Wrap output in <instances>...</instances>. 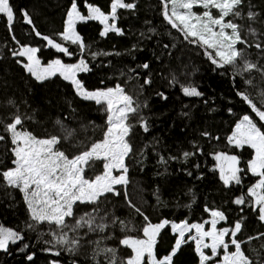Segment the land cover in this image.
Segmentation results:
<instances>
[{"label": "trees", "instance_id": "1", "mask_svg": "<svg viewBox=\"0 0 264 264\" xmlns=\"http://www.w3.org/2000/svg\"><path fill=\"white\" fill-rule=\"evenodd\" d=\"M52 1L39 0L40 14L45 22L51 19L49 25L55 24L54 31L57 32L64 0H57L56 10H51ZM89 1L93 6L97 3L109 5L110 2V0ZM77 2L80 8L84 6L81 0ZM124 2L135 5L133 9L117 10V18L120 17L119 25L127 28L128 31L126 35L122 34L109 42L108 53L100 61L103 78H99L98 83L101 81L100 87L104 88H113L117 85L124 88L132 97L134 105H139L137 117L132 121L134 123L144 121L149 124V129L146 133L139 130L134 132V152L129 153L125 158L128 187L133 189L129 200L135 207H126L124 200L120 202L118 197L110 199L108 196L103 200L119 206L118 215H122L121 217L128 222L135 220L133 224L135 228L163 219L200 222L199 216L206 215L205 207L213 205L220 206L227 219L238 214L244 215L242 221L236 220L242 225L236 237L242 242V251L251 264H264V235H261L264 234V227L261 228L264 222L257 218L255 212L249 211L251 206L246 209L244 205L238 207L231 203L233 197L243 196L244 203L250 204L247 189L252 177L245 168H242L243 171L239 173L241 183L230 182L225 185L220 179L213 158L216 152L227 154L231 152L227 143L228 132L245 109L244 100L238 93L248 92L253 96V89L264 87V82H259L255 77L257 73L254 69L242 75H234L230 66L220 68L213 64L205 54L204 47L185 40L179 31L163 21L161 0H124ZM259 6L260 12L253 19V26L259 33L251 37L259 40L261 48H250L248 57L257 68L264 61L262 58L264 0H260ZM100 8L106 11L104 7ZM251 22L252 20L248 19L246 26H252ZM47 32L54 34L40 30L41 35L35 34V36L44 40L42 37L46 36L44 33ZM136 34L139 35V40L135 44L133 36ZM0 35L3 38L7 36L1 28ZM56 35L53 36V40L69 48L68 43L56 38ZM185 41L189 45H185ZM89 43L95 57L96 48L107 43V40L93 42L89 39ZM130 46L133 47L132 50H129ZM3 60L0 57V65ZM93 68L95 70V67ZM2 69L0 68V73H3ZM182 72L190 79L189 86L195 87L202 95L190 97L178 90L176 83L181 81ZM93 73L91 72L87 78ZM4 74L7 75L6 72ZM14 75L16 78L22 76L21 69H16L12 78L5 80L4 84L0 83L4 91L6 88L13 90L10 94H8L10 91L6 92L11 102L24 104L29 101L31 104H37V97L30 96L28 86L12 87L11 83L15 81ZM249 80L250 84L246 82ZM26 84L35 88L29 80ZM246 87L250 89L247 91ZM64 91L62 95H52L41 102L45 111L44 123L40 125L42 132L40 137L44 136L51 127H56L57 132L67 128L72 133L70 146H76L75 149L99 139L107 126L106 105H98L94 101L87 100L85 102L91 108H86L85 115H76L78 109L75 108L70 114L73 123L67 121L65 113L59 115L60 123H57L54 113L66 110L72 96L69 89ZM4 98L0 90V104ZM79 103L81 107L84 106ZM6 111L7 109L3 110L4 113ZM239 149L242 156H248L250 153L246 145ZM185 152L190 155L185 157ZM3 154V148L0 146V161ZM8 157L9 155L7 159ZM11 205L13 211L21 214L25 219L18 199L12 198ZM136 208H139L143 215H139ZM144 216L148 217L147 221L144 220ZM125 232L128 233V230ZM175 237L168 226L164 227L159 234L158 253L168 254L172 250ZM0 256L3 257L0 264L41 263V259L35 255H31V260L28 259V255L15 257L2 253ZM196 259L194 245L187 242L173 256L172 263L196 264ZM81 264L84 263L81 261Z\"/></svg>", "mask_w": 264, "mask_h": 264}, {"label": "snow or ice", "instance_id": "2", "mask_svg": "<svg viewBox=\"0 0 264 264\" xmlns=\"http://www.w3.org/2000/svg\"><path fill=\"white\" fill-rule=\"evenodd\" d=\"M242 2L243 0H161L162 15L164 20L173 29L179 31L185 40L204 47L205 54L213 64L220 68L231 66L233 74L240 75L257 69V65L245 59L244 52L236 47L237 44H247L241 37V26L233 20L226 19L229 16L234 18L241 16V12L237 9ZM85 5L88 12L86 16L78 10L76 0H72L64 21L63 31L58 34L66 42L79 44L81 51L85 45L76 31L78 22L98 20L104 25V30L100 32L101 36H105L109 32L122 34L115 23L117 10L135 7L133 3H125L124 0H112L111 15L109 16L99 7L87 4V0H85ZM195 7L202 8V13L198 14L193 11ZM213 10H216L215 14ZM0 14L6 17L7 26L11 32L14 23V10L10 6V0H0ZM247 16L248 19L253 20L256 14L249 11ZM23 17L26 23H32L27 12L23 13ZM110 19L111 23H109ZM33 31L36 30L33 28ZM250 31L255 35L254 30L250 29ZM36 35L40 36L41 34L36 32ZM42 38L58 52L72 55L68 48L53 39L47 36ZM13 39H15L14 36ZM255 47L261 48V44L258 43ZM36 52V48L23 46L18 53L14 52L13 55L26 57L28 62L24 64V68L38 81L59 73L65 80L71 82L77 95L85 100L94 101L98 105H106L107 127L101 140L93 142L84 151L69 158L65 152L56 148V145L60 143V137L53 135L48 138H37L31 132L19 130L18 126L22 124V118L16 115L12 122L4 125L5 131L10 134L11 143L14 145L12 148V154L15 157L12 161L14 167L0 170V179L23 194L30 218L35 224L47 223L50 226H55L49 232L53 241L45 243H53V247L55 245L67 246L69 252H75L80 246V241L84 239V236L80 235V229L87 228V233H103L108 225L103 222L105 217H99L100 222H97L98 217L93 213H98L99 209H93L92 212H85L76 217L74 206L77 203L98 204L99 198L107 193L119 194L115 193L114 185L128 184L126 176L128 169L124 161L132 148L126 139L131 125L126 121L130 114L137 113L139 105L133 106L132 97L126 94L120 85L115 88L95 91L86 90L81 81L76 78L77 72L88 70L84 60L81 59L78 64L66 65L57 59L46 67H41L39 59L36 58ZM238 60L241 61L240 64L237 63ZM257 70L264 75V70ZM246 82L251 83L250 80ZM182 90L186 96L202 95L192 86H185ZM238 95H241L247 102L258 121L264 124V107L257 106L243 93H238ZM261 105H264V92L261 93ZM143 126L147 131V126ZM3 139L4 137L0 136V140ZM227 143L238 148L247 145L254 149V155L247 163V171L259 179L248 188V196L253 198L254 211L258 206V219L264 222V191H261L264 190V131L258 126L257 121L246 114L235 124L231 135L227 137ZM189 155L190 153H184L185 157ZM213 158L216 161L220 179L225 185L230 182L241 183L239 173L243 170L238 167L240 160L236 155L216 152ZM100 160L104 161L103 174L95 176L94 179L86 178L85 169L90 167L94 161ZM113 170H122V172L116 176L113 175ZM244 202L243 196L235 201L238 205ZM129 205L135 207L131 202ZM136 211L143 215L139 208H136ZM205 211L210 212L211 219L203 223L189 224L184 221L180 224H171L172 231L178 232L179 238L176 240L171 254L162 259L157 258L155 247L161 230L169 224L168 220L156 224L146 223L141 229L142 238L128 235L121 238L120 245L131 250V255L126 259H118L117 249L114 247L100 248L99 240L89 241L97 246L93 253V259L96 256L105 255L108 264H145V258H147L146 264H172V257L181 244L186 242L185 234L194 229L195 235H189L188 239L195 241V251L199 255L200 264H206L207 261L217 257L218 249L221 248L223 256L217 261V264H251L249 258L242 251V242L235 238L241 230V222L237 221L234 228L218 229L217 223L225 220L224 214L217 210H209L207 207ZM68 218H72L74 222L69 223ZM144 220L147 221L148 217L144 216ZM112 223L115 224L116 221L113 220ZM35 224H27L26 227L35 230ZM205 224H210L211 227L205 230ZM121 225V231L128 230L127 225H124L123 222ZM69 232L73 233V236L70 237ZM87 233L84 235L86 236ZM229 234L232 237L231 245L234 246V251H229V243L225 241V237ZM105 238L111 239V237ZM205 238H208L210 243H206ZM22 239L23 236L19 232L0 226V250L6 251L9 244H16ZM24 247H28V245H24ZM203 249H210L211 255H205ZM46 250L51 251V249ZM54 254L59 255V252ZM28 259L31 260L32 256H29Z\"/></svg>", "mask_w": 264, "mask_h": 264}, {"label": "rangeland", "instance_id": "3", "mask_svg": "<svg viewBox=\"0 0 264 264\" xmlns=\"http://www.w3.org/2000/svg\"><path fill=\"white\" fill-rule=\"evenodd\" d=\"M111 2L112 0H110L109 5H107L106 3L103 5H100L97 3V4H94V6H97L99 8L104 7L107 12L104 9L100 8L101 11H103L106 15L110 16L111 15ZM259 2L260 0H243L242 4L237 9L238 11L241 12V16L238 18H234L232 16H229L226 18V19L233 20L235 23L241 26L240 28L241 37L243 40L247 42V44H237L236 47L238 50H242L244 52V57L248 61H250L248 59L250 48L256 49L257 47H255V45L259 43V40L253 39L251 37V36L254 37V35L250 31V29L254 30L255 34H258L259 32L255 28V26H253L254 25L253 20L251 22L252 26L248 27L245 24L248 22L247 14L249 11L255 13L256 15L259 14L260 12ZM81 3L82 5H85V0H81ZM71 4H72V0H64L62 12L60 13L62 14V18L59 20L57 32L54 31L55 24L52 26L49 25V22L51 20L50 18L46 22L45 20L42 19V16L40 14L39 0H10V6L14 10V16L17 15L23 18L22 22L13 23L11 32H9L6 17L0 14V28L7 34V36L4 38L0 37V48L1 47L6 48L7 44H9V42L11 41L14 42L15 44V45L11 44L7 47L8 57L5 60H3V62L0 65V68H3L2 69L3 73H0V83L4 84L5 80L12 78V74L15 72L16 69H21L22 76H20L19 78H16V76L14 75L15 81L14 83H11L12 87L16 88L18 86H28L30 88L29 90L30 96L37 97V104H31L29 101H26L24 104H21V103L17 104L16 102H11V98L8 95L12 93L13 90H11V88H6L4 91L0 87V90L2 91V96L5 97L3 102L0 104V136L4 137L3 140H0V146L3 148V151H4V154L0 161V170H7L8 168L14 167V165L12 164V161L15 159V157L12 154V148L14 147V145H12L10 134L5 131L4 125L12 122L13 117L16 115H19L22 118V124L18 126L19 130H26L28 132H31L37 138H48L53 135L60 137V143L56 145V148L65 152V154L70 157H73L79 154L80 152L84 151L87 147H89L93 142H95L93 141L87 145H84V146H81L75 149L76 146H70L72 133H71V130H68L67 128L62 131L59 130L57 132L56 127H51L45 132L44 136L40 137V135L42 134V132L40 131V125L44 123L43 113L45 111L43 110L41 102L43 101L44 98L50 97L54 93L66 87L69 89V92L72 94V96H70V100L68 102L66 110L60 111L58 113H54L53 116L56 122L59 120V115L61 113H65L67 121L69 123H73L74 120L73 118H71L70 114L75 108L78 109V111L75 113L76 115H85L86 108H91V107L88 103L85 102L87 100L83 99L80 95H77V92L74 86L71 84V82L68 80H65L59 73H57L55 76H51L42 81H38L24 68V64L28 62L26 57L13 55L17 47L19 50L23 46L32 47V48L37 49L36 58L39 59L40 61L42 53L48 50V45L42 42L41 40L30 38L29 34H36V32H39L40 30H46L51 33H60L59 29L60 27L64 26V21L67 18V12L70 9ZM78 4L79 3L77 2V5ZM87 4H92V3L91 1L87 0ZM52 5L53 6L51 7V10L58 9L57 0H53ZM78 8H80V6H78ZM194 10L195 8L193 9V11ZM79 11L81 12L82 15L86 16L88 14L87 8H86L85 13L81 10ZM24 12H27L29 17L32 18L31 24H28L24 21V17H23ZM196 13L199 14V13H202V11H199ZM111 22L112 21L110 19L109 23ZM119 22H120V17L116 19L115 23L117 27L121 30L122 34L126 35L128 29L119 25ZM77 24H80L79 28L81 29L85 37L88 39H91L93 42L107 40V43H103L102 45L96 48L95 58H94V67H95L94 73L81 83L83 84L84 88L88 91H95L98 89H107L104 87H100L101 81L98 83L99 78L101 79L103 78V74L101 72L100 61L105 56V54L108 53L107 48L109 46V42L119 38V36L122 34H117L115 32H109L107 35L101 36L100 32L104 30V25L101 24L98 20H88L85 22H78ZM33 28L36 31H33ZM62 31L63 29L61 30V32ZM13 36L15 37V39H13ZM138 40H139V35L137 34L134 35L133 42L136 44ZM67 43H70V41H67ZM238 46H240V48ZM132 49L133 47L130 46L129 50H132ZM128 51L126 52L127 57L129 56ZM208 51L211 52L212 50H208ZM60 55L61 56L57 57V59H59L63 64H66V65L73 64L71 63L73 54L69 56V55H65L64 53L60 52ZM50 57L54 58L52 56ZM262 58H264V55H262ZM237 63L240 64L241 61L238 60ZM85 64L87 65V68L89 69V64L88 63H85ZM47 65L48 64H40L41 67H46ZM229 68L233 71L232 67H229ZM257 69L264 70V61H263V64L260 65L259 68ZM257 69H254V71H256L257 73L255 77L259 80V82H264V75H262V72L258 71ZM4 72H6L8 76L5 75ZM182 73H183V77L181 78V81L178 85V90L181 93H183V90H182L183 87L190 85V79L185 75L184 72ZM28 80L32 84L35 85V88H31L29 84H26ZM245 89L248 91V89L250 88L246 87ZM6 92H9V93L7 94ZM262 92H264V87L254 88L252 91V94L254 97L251 96L248 92H245L243 94L247 95L253 101V103L257 104V106L264 107V105H261V93ZM79 102H81L84 106L81 107V104ZM244 105H245V109L235 120L232 128L228 132V136L231 135L235 127V124L242 118L243 115L247 114L251 118H253L255 121H258V118L255 117V114L251 111V108L249 107L246 101H244ZM35 106L36 108H34ZM133 106L135 107L134 103H133ZM4 109H7L5 113L3 112ZM136 117H137V113L130 114L129 119L126 121L127 124L131 125L130 130L137 123V121H135V123L134 121H132L136 119ZM258 123H259L258 126L261 127V130L264 131V124L260 123L259 121ZM58 133H60V135ZM64 139H66L65 143H63ZM229 146L231 148V152L229 155H236L240 160V164L238 165V167H240L241 169L245 168L247 170V163L253 157L254 149L249 147L250 149L249 155L242 156V154L240 153V149L238 147L234 145H229ZM7 155H9L8 159H7ZM103 163L104 161L102 160L94 161L90 167H87L85 169V173H84L85 177L88 179H94L95 176L100 174V167L104 171ZM121 172L122 170H113V175L119 176ZM248 173L252 177L249 183V187H251L259 178L253 176L250 172ZM128 184H129V180H128ZM128 184L118 185V186L114 185L115 193H119V194H116V197L119 198L120 202L124 200L126 207L130 206L129 202H131V200H129V197L133 193V189L128 187ZM261 191H264V190H261ZM247 193H248V189H247ZM12 198L18 199V202L22 207V212H23L25 219L21 216V214L13 211L12 205H11ZM104 198H106L105 195L100 197L98 204L77 203L74 206L76 217H79L85 212H92L93 209H99L98 213H93V214L97 215L98 217L97 222H100L99 217H105L103 222H105L108 225V227L105 229L103 233H99V232L87 233V228L80 229V235L84 236V239L80 241V246L75 252H69L67 250V246L62 247L60 245H55V247H53V243H45L46 241H53V237L52 235L49 234V232L50 230L54 229L55 226L54 225L50 226L47 223L35 224V222L32 221L30 218V213L28 212L27 205L23 199V194L18 189L8 186L5 182H3L2 179H0V226L11 228L19 232L23 236V239L21 241H18L16 244H9L8 249L6 251L0 250V254L6 253L9 255H14L15 257L21 256V255H24V256L28 255L29 257L31 255H35L41 259V263H38V264H53V262H55V264H81V261L84 264H97V262H99V264H108V260L105 255H99V256H96L95 259H93V253H94V250H96L97 246L96 244L90 243L89 241L99 240L100 248L114 247L117 249L118 259H126L129 255H131V250L128 249L127 247L121 246L119 241L125 235L133 236V237L139 236L142 238L143 237V234L141 231L142 227L135 228V225H133L135 223V220L131 222L124 220L121 217L122 215H118L117 213L119 206L105 202L103 200ZM238 198L240 197L238 196L233 197L231 200V203L238 207L244 205L246 209L249 208V206H251V209L249 211L255 212L258 218V215H259L258 206H256L257 210L254 211L253 210V198L249 197L250 204L243 203L239 205L235 203V201ZM207 208L209 210L220 211L224 214L221 207L218 205H213L209 207L207 206ZM224 216H225V220L219 221L217 223L218 229L234 228L236 220L242 221L244 217V215L238 214V216H235L231 219H227L225 214ZM106 218H109L111 222L115 220L116 223L114 224V226L109 224L106 221ZM210 219H211L210 212H206L205 216H199L200 222H191V223L187 222V223L189 224L203 223L204 221H207ZM163 220H168V219H163ZM161 221L156 222V223H160ZM168 221H169V224L166 226H168L171 232L175 234L176 236L174 244L172 245L174 248L175 242L179 238V233L178 232L174 233L172 231L171 224L172 223L180 224L181 222H184L185 220L175 221L173 219H170ZM68 222L73 223L74 220L72 218H68ZM121 222H123L124 225H127L128 233H126L125 231H121V227H122ZM156 223H152V224H156ZM27 224H35V230H31L27 228L26 227ZM210 227H211L210 224H205V230H208ZM85 233H87L86 236L84 235ZM189 235H195V230L193 229L191 230L190 233H186L184 240L185 239L190 240L188 239ZM69 236L70 237L73 236V233L69 232ZM105 237H111V239H106ZM235 238L239 240V238L237 237ZM231 239L232 237L230 234L225 237V241L229 243V251H234L235 249H234V246L231 245ZM158 241H159V236L157 237V245L155 247V253L158 259H162L164 256L171 254V251L168 254L158 253V247L160 246V242ZM205 242L210 243V240L208 238H205ZM24 245H28V247H24ZM46 249H51V251H47ZM203 251L205 255H211L210 249H203ZM56 252H59V255H55L54 253ZM218 253L219 255L217 257L213 258V260L207 261L206 264H208L209 262H211V264H217V261L220 260L223 256V249L222 248L218 249ZM1 259H3L2 256H0V260ZM146 259L147 258H145V264H146ZM196 261H197L196 264H200L198 254H197Z\"/></svg>", "mask_w": 264, "mask_h": 264}, {"label": "bare ground", "instance_id": "4", "mask_svg": "<svg viewBox=\"0 0 264 264\" xmlns=\"http://www.w3.org/2000/svg\"><path fill=\"white\" fill-rule=\"evenodd\" d=\"M162 7H163V5H162ZM86 8H87L86 5H84L82 8H78V10H81V11H83L85 13ZM194 11L199 12V11H203V9L200 8V7H195V10ZM213 13L215 14L216 11L213 10ZM31 20H32V18H31ZM163 21L165 23H167L164 19H163ZM20 22H22V18L20 16L15 15L14 16V23H20ZM79 26H80V24H76V31L80 35V37L82 38V41H83V43L85 45L83 51H81V49L79 47V44H72L70 42V43H68L69 48L66 47L63 44H61V45L64 46V47H66V48H68L69 52L73 54L72 59H71V63L78 64L79 61L82 59V60H84L85 63H88L89 64V69L87 71H80V72H78L76 74V77L78 79H80V81L82 82V80H84L85 78H87V76L91 72L93 73V71H94V68H93L94 67V58L95 57H94V54H93V50H92V48L90 46L89 39L85 37V35L83 34V32L80 30ZM63 28H64V26L63 27H60V29H59L60 33H61V30ZM227 31H229V30H227ZM44 34L47 37L51 38V39H53V36L57 34L55 37L61 39V37L58 35L59 33L49 34L47 32V33H44ZM29 36H30V38H34V39H37V40H41L42 42H44V43H46L48 45V43H47L46 40H42L40 37H36L35 34H29ZM0 37H2V36L0 35ZM62 41H64V40H62ZM64 42H66V41H64ZM11 44L12 45H15L14 42L11 41V42H9V44H7V47L9 45H11ZM184 44L185 45L186 44L189 45L187 41H185ZM7 47L6 48H2V47L0 48V57L2 59H4V60L8 57ZM19 51L20 50L17 47V49L14 52L18 53ZM183 51L185 52V47H183ZM50 56H52L54 58H51ZM60 56H61L60 55V52H58L55 48H52L51 46L48 45V50L47 51H44L42 53V56H41V59H40V64H49L52 61L56 60L57 57H60ZM174 82L176 83L177 81H174ZM179 83L180 82H178L176 84L179 85ZM65 89H68V88L67 87L66 88H63L60 91L54 93L53 95H62V94H64V92H65L64 90ZM106 221L109 224H111V225L114 226V224L109 220V218H106ZM262 227H264V223H262L261 228Z\"/></svg>", "mask_w": 264, "mask_h": 264}, {"label": "water", "instance_id": "5", "mask_svg": "<svg viewBox=\"0 0 264 264\" xmlns=\"http://www.w3.org/2000/svg\"><path fill=\"white\" fill-rule=\"evenodd\" d=\"M124 89V88H123ZM126 93V92H125ZM127 94V93H126ZM143 125H146L145 124V122L144 121H141L138 125H137V128H139L140 130H144V126ZM81 147V146H80ZM109 194V197H110V199L112 198V194L111 193H108ZM187 242H191L193 245H194V249H195V242L194 241H192V240H187L185 243H187ZM185 243H182L181 244V246L183 245V244H185ZM180 246V247H181ZM172 249H173V247H172ZM180 249V248H179ZM178 249V250H179ZM178 250L176 251V253L178 252ZM171 252H172V250H171ZM196 252V251H195ZM175 253V254H176ZM197 254V253H196ZM173 258V257H172Z\"/></svg>", "mask_w": 264, "mask_h": 264}]
</instances>
